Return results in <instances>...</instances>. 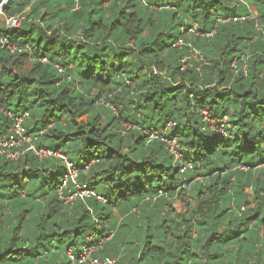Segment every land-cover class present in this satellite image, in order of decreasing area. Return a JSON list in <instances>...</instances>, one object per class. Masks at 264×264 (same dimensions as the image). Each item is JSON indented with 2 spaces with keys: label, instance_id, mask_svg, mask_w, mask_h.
<instances>
[{
  "label": "trees",
  "instance_id": "1",
  "mask_svg": "<svg viewBox=\"0 0 264 264\" xmlns=\"http://www.w3.org/2000/svg\"><path fill=\"white\" fill-rule=\"evenodd\" d=\"M251 11L264 25V0H8L22 19L0 34L32 53L0 46V105L27 111L37 145L106 200L65 203L60 157L0 156V264H73L69 249L101 241L94 256L116 264H264V31ZM194 23L203 35L187 34ZM11 124L0 110V137Z\"/></svg>",
  "mask_w": 264,
  "mask_h": 264
},
{
  "label": "built area",
  "instance_id": "2",
  "mask_svg": "<svg viewBox=\"0 0 264 264\" xmlns=\"http://www.w3.org/2000/svg\"><path fill=\"white\" fill-rule=\"evenodd\" d=\"M7 2L8 1H6L0 7V20H2L1 19L2 15L3 14L5 15L4 9H5ZM108 2H106L105 4H107ZM250 16L255 18L256 27L258 29H263L264 31L263 25L259 21H257L256 14L251 11ZM242 18H243L242 16L233 17V19L235 20L237 19L239 20ZM21 19L22 18L19 16L5 15L4 23L7 26L14 27L20 24ZM229 19L230 17L227 19L219 18V20L221 21L222 20L227 21ZM189 29L190 31H192V33L194 32L199 35L204 34V33H201L197 29V23H194V25L189 27ZM189 29L186 31L187 33L190 32ZM214 32H215V29H213L211 32L206 33V35L211 36ZM183 45H185V41L180 36L175 41L174 46L181 47ZM0 46L2 48L9 50L12 53H15L18 51H28L29 53H32V49L29 46L20 47L19 45L12 43L11 40L3 34H0ZM195 55H196L195 57L198 58L202 63L203 62L206 63V60L204 59L201 52L197 51ZM190 58L191 57H188V59ZM41 60L46 61L47 58L45 57V58H42ZM239 63L241 64L242 69L246 70L247 65H248V56L242 55L240 59L239 58L233 59L231 66L235 72H238L239 70V67H238ZM186 64L187 63H184L185 66ZM58 67L61 72L65 71L63 67L61 66H58ZM0 110L3 111L5 114H7L10 117L11 122H12L9 134L5 138L0 137V156L5 155V157H7L8 159L15 160V159H18V157H20V155L24 154L25 152L31 151L40 158L60 157L62 158L63 162L66 164L67 171H68L65 174L62 180V183L58 189V196L61 199H63L66 203H72L76 198H85V197H90V196H95L97 199L101 201L106 200L103 196L97 194L94 190H92L91 187L86 182L79 181L78 169L68 159L66 154H64L62 151H57V150H54L52 148H47V147H39L37 145L36 143L37 136L33 134H29L24 124L25 118L29 116V113L27 111L21 114H15L12 111L5 110L3 107H1V105H0ZM202 112H203L205 121H208L212 127L216 126L222 133H226L224 132L223 127H224V122L226 123L227 117L216 119V122L219 123V126H218L217 124H215L214 119L211 118V115L206 109H204ZM220 122H223V123H220ZM173 125H176V123L170 122L168 123L167 127H170ZM44 130L45 129H43L42 132ZM146 132L148 133L150 138L159 137L163 141L167 142L170 152L175 156L176 159L181 160L183 158V153L181 152L182 146L180 145V142L178 141L176 137H168L165 135H161L157 130L153 129L152 127ZM188 165L189 164H183V162L181 161V167H180L181 172L185 171ZM261 166L264 167V163ZM241 168L246 169L247 167L242 166ZM69 183H73V189L72 190L69 189V193L66 194L65 189L68 188ZM153 199H155V197ZM111 235L112 233L110 234V236ZM92 239L93 237L92 235H90L88 237V241H91ZM102 242L103 241H101L100 244H94L92 246L84 245L82 247V250L79 252H74L72 249H69L67 251V255L73 264H116L118 258L115 256L114 257H105L101 255L94 256V253L102 247V244H101Z\"/></svg>",
  "mask_w": 264,
  "mask_h": 264
},
{
  "label": "rangeland",
  "instance_id": "3",
  "mask_svg": "<svg viewBox=\"0 0 264 264\" xmlns=\"http://www.w3.org/2000/svg\"><path fill=\"white\" fill-rule=\"evenodd\" d=\"M252 9V8H251ZM2 21L3 22H5L4 21V19H5V15L3 14L2 15ZM0 23H1V20H0ZM7 27H11V26H7ZM263 28H264V25H263ZM189 31H190V29H189ZM189 33H192V31H190ZM189 33H187V34H189ZM194 33V32H193ZM196 34V33H195ZM33 63V59L31 58V56H29V58H26L25 59V62H24V64H23V66H24V68H28V67H30L31 66V64ZM100 100V99H99ZM106 104H109V102H106ZM82 118H84V116H82L80 119H82ZM220 123H223V122H220ZM126 125V124H125ZM224 125H227L225 122H224ZM127 127H130V125H126ZM212 129H214V130H218L219 131V129L215 126V127H212ZM224 132H226L225 130H224ZM61 161L63 162V160H62V158H61ZM197 178H199V177H197ZM247 191L249 192V193H251V189L250 188H248L247 189ZM192 200V204L194 205V203H195V200L194 199H191ZM250 200H251V198H250ZM65 202V201H64ZM66 203V202H65ZM174 208L177 210V211H179V212H183L184 210H185V206H184V204L178 199L177 201H175L174 202ZM115 212H116V215L117 216H119V213H118V211L117 210H115Z\"/></svg>",
  "mask_w": 264,
  "mask_h": 264
},
{
  "label": "water",
  "instance_id": "4",
  "mask_svg": "<svg viewBox=\"0 0 264 264\" xmlns=\"http://www.w3.org/2000/svg\"><path fill=\"white\" fill-rule=\"evenodd\" d=\"M5 1H8V0H0V7L5 3Z\"/></svg>",
  "mask_w": 264,
  "mask_h": 264
},
{
  "label": "bare ground",
  "instance_id": "5",
  "mask_svg": "<svg viewBox=\"0 0 264 264\" xmlns=\"http://www.w3.org/2000/svg\"><path fill=\"white\" fill-rule=\"evenodd\" d=\"M6 2V1H5Z\"/></svg>",
  "mask_w": 264,
  "mask_h": 264
}]
</instances>
